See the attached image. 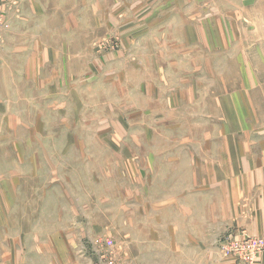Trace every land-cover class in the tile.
<instances>
[{"label": "rangeland", "instance_id": "1", "mask_svg": "<svg viewBox=\"0 0 264 264\" xmlns=\"http://www.w3.org/2000/svg\"><path fill=\"white\" fill-rule=\"evenodd\" d=\"M222 162H264V0H0V264H180Z\"/></svg>", "mask_w": 264, "mask_h": 264}, {"label": "crops", "instance_id": "2", "mask_svg": "<svg viewBox=\"0 0 264 264\" xmlns=\"http://www.w3.org/2000/svg\"><path fill=\"white\" fill-rule=\"evenodd\" d=\"M222 163L223 178L214 175L219 200L205 207L197 225L183 226L180 264H238L220 252L222 240L231 233L244 231L264 241V162ZM253 264H264V251Z\"/></svg>", "mask_w": 264, "mask_h": 264}, {"label": "built area", "instance_id": "3", "mask_svg": "<svg viewBox=\"0 0 264 264\" xmlns=\"http://www.w3.org/2000/svg\"><path fill=\"white\" fill-rule=\"evenodd\" d=\"M264 251V241L247 235L244 231L228 234L220 244L222 256L238 264H253Z\"/></svg>", "mask_w": 264, "mask_h": 264}]
</instances>
